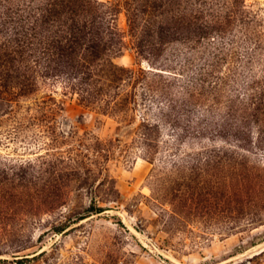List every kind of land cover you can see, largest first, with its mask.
<instances>
[{"label": "rangeland", "instance_id": "obj_1", "mask_svg": "<svg viewBox=\"0 0 264 264\" xmlns=\"http://www.w3.org/2000/svg\"><path fill=\"white\" fill-rule=\"evenodd\" d=\"M0 264H264V0H0Z\"/></svg>", "mask_w": 264, "mask_h": 264}, {"label": "trees", "instance_id": "obj_2", "mask_svg": "<svg viewBox=\"0 0 264 264\" xmlns=\"http://www.w3.org/2000/svg\"><path fill=\"white\" fill-rule=\"evenodd\" d=\"M99 210H97V211H102L103 209H100V208H98Z\"/></svg>", "mask_w": 264, "mask_h": 264}]
</instances>
